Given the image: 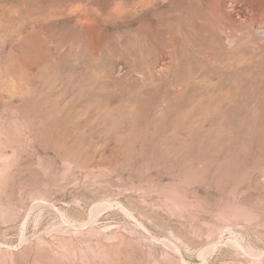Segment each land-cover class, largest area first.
Returning a JSON list of instances; mask_svg holds the SVG:
<instances>
[{"label": "rangeland", "instance_id": "1", "mask_svg": "<svg viewBox=\"0 0 264 264\" xmlns=\"http://www.w3.org/2000/svg\"><path fill=\"white\" fill-rule=\"evenodd\" d=\"M263 16L0 0V264H264Z\"/></svg>", "mask_w": 264, "mask_h": 264}, {"label": "bare ground", "instance_id": "2", "mask_svg": "<svg viewBox=\"0 0 264 264\" xmlns=\"http://www.w3.org/2000/svg\"><path fill=\"white\" fill-rule=\"evenodd\" d=\"M253 11H254V9H253V7H249V5L248 4H245V5H243L242 7H239L238 8V12H240V13H242L243 15H244V17H246L247 19H249V18H251V16H252V13H253ZM161 13V12H160ZM237 14V13H236ZM239 14V13H238ZM237 14V15H238ZM227 15H229L228 13H227ZM231 16V15H230ZM231 19H232V17H231ZM262 20H264V16L262 17ZM259 22H260V20H259ZM256 23H257V21H256ZM258 24V23H257ZM258 27V26H257ZM256 27V28H257ZM227 31V30H226ZM237 33V32H236ZM229 37V36H228ZM238 38V37H237ZM237 40V39H236ZM230 44V43H229ZM137 55V54H136ZM174 55V54H173ZM208 57V56H207Z\"/></svg>", "mask_w": 264, "mask_h": 264}]
</instances>
